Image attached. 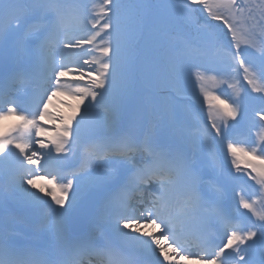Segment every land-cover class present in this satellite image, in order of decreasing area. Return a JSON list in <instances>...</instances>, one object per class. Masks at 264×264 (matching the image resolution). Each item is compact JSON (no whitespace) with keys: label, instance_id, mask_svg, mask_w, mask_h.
<instances>
[{"label":"snow or ice","instance_id":"6c2138e0","mask_svg":"<svg viewBox=\"0 0 264 264\" xmlns=\"http://www.w3.org/2000/svg\"><path fill=\"white\" fill-rule=\"evenodd\" d=\"M260 3L264 4V0H260ZM193 5H199L200 10L207 13L208 20L223 24L227 29L225 36L230 34L231 48L235 49H229L226 55L231 57L233 64L239 63V68L245 73L244 79L253 92H264V88L256 86L250 78L254 70L250 61L245 59L242 48V45L257 48L264 61V38L260 39L257 46L255 33H241L234 20L225 14L228 12L235 16L236 13H243L247 0L244 4L239 0H217L216 3L210 0L162 3L154 0H102V3L93 5L91 9L81 0H0V16L6 17V22L0 24V86L3 85V72L9 55L16 59L15 67L10 70V82L23 83L30 73L40 70L31 111H18L15 100L5 99L0 92V120L7 116H17L22 122L11 132H0V167L11 158H16L20 166L16 176V190L26 204L45 209L37 231H45L48 236L47 254L38 256L31 247L21 245L19 232L4 227L3 216L0 215V264H84L85 258L91 255L107 257L108 264H137L136 252L151 257L153 264H160L152 245L159 249L164 261L174 260L176 256L189 258L182 243V237L184 243L187 242L185 233H189L205 253L198 257L199 264H253L251 256L257 244L264 250V212L256 210V200H249L243 195L239 207L250 212L260 223H253L247 229L238 224L232 225L227 230L226 243L209 250L207 228L214 218H225L215 204L205 200L200 190L203 182L200 165L195 154L190 155L179 143L183 130L174 127L177 109L170 102V97H158L153 107L154 119L145 127L126 131L117 120L120 103L133 85L135 71L134 54L123 40L126 31L131 28L143 32L150 28L153 13L159 10L191 23L192 13L196 11ZM68 10L72 11V19L76 24H83L85 28L91 26L87 38L70 34L66 15ZM261 15L264 16V12ZM36 17H40L43 23H33ZM208 20L199 26L205 44L213 46L217 41L213 29L217 25ZM195 23L199 24V21ZM260 27V35L264 37V24ZM92 29L97 30L93 32ZM102 33L105 35L102 36ZM97 37L101 38L100 44L103 46L94 50H98L100 56L84 59L86 65H98L91 84L81 86L76 82L62 81L61 77L69 72L79 71L78 79L85 76L78 63H71L70 58L75 53L64 50L82 49L85 44H94ZM197 51L187 36L180 33L166 34L162 52L165 71L150 80L149 86L161 93L167 89L178 90L183 70ZM57 55L59 63L56 62ZM87 74L92 76V72ZM196 76L197 79L203 78L201 72H197ZM260 79L264 82V69L261 70ZM58 94L77 97L78 112L80 104L86 100L89 103L79 119L73 115L62 121L64 126L56 130L50 141H33V135L39 136L46 131L44 125L37 121L45 117L53 119L48 107ZM216 98L205 95L206 101ZM261 103L264 104V99H261ZM94 110H99L101 114L96 115ZM238 115L236 106L225 104L226 118L236 120ZM257 115L260 120H264V108ZM209 120L217 137L223 139L224 129L216 123L211 112ZM227 127L225 124V129ZM21 132L23 135L20 138L14 134ZM210 136V132L206 133L204 143H207ZM33 143H38L41 149L49 150L38 153L32 147ZM77 144L84 147L85 161L80 169L70 174H64L60 168L55 173L45 172L41 176L39 171L23 167L25 162L29 165L38 164L41 157L45 163L60 165L67 160L73 146ZM12 148L18 150L22 160L16 157ZM227 150L233 156V167L239 172L240 167L235 158L238 152L264 162V136L260 138L259 144L250 149L232 141L227 144ZM246 166L252 172H257L255 165ZM246 175L264 189V168L258 171L259 179L251 172ZM45 177H51L48 182L54 181L61 193L59 197L52 196L57 208L42 200L36 191L24 187L27 184L36 189V180ZM81 180L93 190L95 199L102 201L98 227L86 233H76L69 225ZM146 188L151 189V198L147 200L143 196ZM38 191L45 196L52 195L50 190L41 188ZM5 196L0 191V209ZM105 224L125 243L129 251L111 247L107 239L101 241L105 236L102 227ZM149 226L162 235L142 231V227ZM130 232L139 235H130ZM141 236L147 239H141ZM165 245L171 249L172 256L165 251ZM260 264H264V259Z\"/></svg>","mask_w":264,"mask_h":264},{"label":"rangeland","instance_id":"374dc122","mask_svg":"<svg viewBox=\"0 0 264 264\" xmlns=\"http://www.w3.org/2000/svg\"><path fill=\"white\" fill-rule=\"evenodd\" d=\"M81 2L87 6L88 9H91L93 5L97 4L94 0H81ZM156 3L168 2L163 0H154ZM171 2V1H169ZM211 3H216L217 0H210ZM264 5V4H263ZM162 12L164 10H161ZM221 11H224L221 9ZM161 12V13H162ZM166 12V11H164ZM168 13V12H167ZM225 14L229 15L231 19L234 20L236 27L241 33L246 31L255 33V39L257 41V46H259L261 37V24H264V21L255 20L253 22H240L238 20V15H232V13L226 12ZM68 20V30L71 35L78 37L87 38L89 35V29L91 26L88 25L87 28L83 26V24H76L73 19V13L71 10H68L66 13ZM6 22V17L0 16V24ZM33 23L41 24L43 21L40 17H36ZM97 29H92L91 31H96ZM102 36L105 34L102 33ZM19 38V36H17ZM60 38H63V34H61ZM100 37H97V40L92 47V45L85 44L82 49H74L68 50L65 49V52L72 51L75 55L71 56L70 60L72 64H79L80 68L85 72V76L83 78H79V71L69 72L68 75L61 77L62 81H72L76 82L81 86H89L91 84L92 77L95 76V71L98 70V65L92 64L91 66L84 64V59H91L92 57H99V51L94 50L97 47H102L100 44ZM197 44L193 46L194 49H197V54L189 61V63L185 66L183 73L181 75V79L179 82L178 90L174 91V95L172 94L173 100L175 101V107L177 109V118L181 121H184L185 124H180L181 129L183 130V135L185 137H190L193 139V144L186 148L182 147L185 151H187L190 155L195 154L199 165L200 171L203 167H207L211 170L214 176L211 178L210 183H201L200 187L202 188V194L206 195L207 192H211L212 196L218 200L216 206L221 211L223 217L225 219H213L217 221L219 226H224L226 228V234L229 227L234 224H238L239 226L247 229L251 226V224H259L260 221L256 220L254 216L246 209L240 208V197L243 195L245 198L249 200H256L257 203L255 205L256 210L258 212H264V189H261V186L255 181L248 179V176L245 175L247 172L241 173L236 171L233 167V156L228 153L227 144L229 142H237L242 146H247L249 149L253 146H256L260 143V138L264 136V120H260L259 115L257 113L260 109L264 108V104L261 103V99H264V92H253L251 86L244 79L245 73L243 69L239 68V63L236 62L233 64L231 57L227 56L226 53L223 55H218L216 49L213 46H208L205 44L203 39V31H200V34L197 37ZM199 43L203 45V47L199 46ZM201 45V46H202ZM31 48V45H29ZM242 48L245 53V59L250 61L251 68L254 70L250 73V78L253 79L256 86L264 88V82H261V70L264 69V61H262L261 56L257 48L243 46ZM58 62H60V58L57 55ZM66 62H68L66 60ZM16 59L14 56L9 55L6 60V70L3 72V85L0 86V91L4 93L6 91L9 93L10 99L15 100L17 110L20 112L31 111L33 106L24 102L25 93H21V83L18 85L9 81L10 70L15 67ZM141 71V78L143 82L145 80V84H148L150 79H153V74L149 68L143 63V65H139ZM92 72V76H89L87 73ZM201 72L203 78L197 79L196 73ZM133 88V85L131 89ZM131 89L129 92L123 97L121 103H126L130 101ZM246 89V90H245ZM239 93V94H237ZM168 95V94H165ZM170 95V93H169ZM176 95V96H175ZM205 95H208L210 98L212 96L217 97L216 99L205 100ZM259 97H257V96ZM143 96V95H142ZM171 96V95H170ZM144 97V96H143ZM24 98V99H23ZM188 99L186 102L185 100ZM144 100L143 98H139V102ZM223 101V103H221ZM89 103L86 100L83 104H80V111H77V105L79 104V100L77 97H72L67 94H58L53 97L52 102L49 104L48 112L50 113L53 119H49L45 117L42 120H38V123L44 125L45 132L42 133V136H36L34 141H45L49 140L41 139L43 136H54L56 134V130L60 127H63L62 121H66L69 117L75 115L76 119H79L83 114V109ZM225 104L234 105L238 108L239 115L236 120H232L231 118H226L224 116L225 112ZM18 105V106H17ZM183 107L191 108L196 113L197 119L194 122L188 121L186 118L182 116L181 113L185 111ZM202 107V108H201ZM140 106H136L132 108L129 113H127L121 119L117 116L118 123L123 130H132L139 129L147 126L150 122L144 120V116L142 111L140 110ZM4 110H7V105L4 106ZM192 110H186V113L189 115L190 119L193 117ZM96 115H100L99 110H94ZM212 114V117L216 120V123L224 129V138L221 139L217 137L215 130L212 129V125L209 120V114ZM207 120V122H206ZM22 122L18 119L17 116H7L5 119L0 120V132H11L14 127L20 125ZM75 123V121H73ZM180 123V122H179ZM192 123H195L197 128L194 127ZM225 124L229 127L225 129ZM234 125L236 128H239V135L233 136L230 133L228 134V130ZM199 128V129H198ZM210 132L211 136L208 138L207 143H204V137L206 133ZM248 133V134H246ZM17 138H20L23 135L21 133H14ZM248 140L246 141V138ZM214 138V139H213ZM243 143V144H242ZM34 148L38 147L40 151V147L38 143H33ZM51 145H49V148ZM49 149H45V152ZM195 152H193V151ZM11 151L16 153V157H19L18 150L12 148ZM54 155V154H53ZM72 160L68 163L63 164V169H65L64 174H70L73 171H76L81 168L85 161V152L84 147L80 144H77L75 149L73 150V154L71 156ZM237 165L242 163L243 165H249L250 162L247 160L250 159L251 162L254 160L262 162L260 159H257L251 155H246L244 153H236L235 154ZM12 159V158H11ZM10 159V161H12ZM22 160V157H19ZM10 161L6 162L2 167H0V191H3L6 196L3 202L2 209H0V215L3 216L4 227L5 223L11 222L17 224V217L14 216L13 212L15 211L19 214L18 218H23L26 215V221L22 225V232L20 233V240H24L25 242L30 243V247L35 251V245L41 244L46 247V241L48 239L47 233L45 231H37V226L40 223L41 215L43 211H45L42 207H34L32 205L26 204L23 200L22 195L16 190V184H18V180L16 179L17 173L19 172V164L16 162V158L13 161L15 168L9 172V177L14 181H9L8 183H4V179H2L1 173L9 169ZM243 161V162H241ZM252 163L251 165H253ZM53 164L50 163L49 167H46L44 170H36L40 172L41 176H44L45 172L50 173V167L52 168ZM225 165L228 167L229 171H225L222 174L221 178L219 175V170H225L227 167L222 166ZM72 167L73 169L68 172L66 168ZM231 169V170H230ZM255 175V173H252ZM242 175L244 178H242ZM233 177H238V179H233ZM259 179V176H257ZM51 177H45L44 179L36 180V189L30 188L27 184L24 185L29 191H36L37 194L41 197L42 200H46L48 204H50L53 208H57L58 206L54 204L52 200V196H61V193L53 181L49 183L48 180ZM219 182H221L219 184ZM4 184V188H3ZM13 188V191L11 190ZM43 188L45 191H51L52 195L45 196L43 192H39L38 189ZM80 190L77 192V200L76 206L78 207L81 204V198L86 193L90 187L86 185L84 180H81V184L79 185ZM147 190L149 188H146ZM145 189V192L147 190ZM215 189H219L217 192ZM242 190V191H241ZM151 192V189H150ZM148 192V193H150ZM10 193V195H8ZM95 208L84 211L79 216L83 219L86 231L89 232L94 230L97 226L93 223V216L95 215ZM63 211V209H60ZM104 229L107 230L108 225H102ZM128 231V230H125ZM130 234V233H129ZM107 233L105 232V238ZM18 237V238H19ZM227 236L224 235L223 243H226ZM169 243V242H168ZM222 243V244H223ZM167 246V245H166ZM36 252V251H35ZM202 253L199 252V256ZM38 255V254H37ZM183 255V254H181ZM252 261L253 264H260L261 260L264 259V250H262L257 244L256 248L252 251ZM178 264H195L192 260L193 257H189L187 259H181L180 256L175 257ZM243 264V262H240Z\"/></svg>","mask_w":264,"mask_h":264},{"label":"trees","instance_id":"16d2710c","mask_svg":"<svg viewBox=\"0 0 264 264\" xmlns=\"http://www.w3.org/2000/svg\"><path fill=\"white\" fill-rule=\"evenodd\" d=\"M94 1L102 3V0ZM163 1L174 2V0ZM193 7L196 11L192 13L193 22L191 23L185 22L182 17L173 16L167 12L159 10L153 13V23L150 28H146L143 32L135 31L129 28L123 39L130 52L134 54V66L138 65L140 62H145V64L156 74L160 75L163 73L165 69L162 52L165 45L166 34L180 33L181 35L188 37L192 46L195 45L197 35H199L201 30L199 25L208 20V17L207 13L200 10L199 5H193ZM251 7H253V9ZM262 12L263 7L260 1L250 0L244 13L238 15V19L242 22H245L246 20H248V22L255 20L262 21L264 20V16L261 15ZM195 21H199V24L195 23ZM208 22L213 25H217L213 31L217 36L216 44L221 47V50L225 52L229 49L231 51H235L234 48H231L230 34L225 36L227 29L223 26V24L211 20H208ZM135 73L136 72H134V74ZM137 78L138 76L134 77V80H137ZM146 118L150 120L153 119L150 114H147Z\"/></svg>","mask_w":264,"mask_h":264},{"label":"bare ground","instance_id":"6f19581e","mask_svg":"<svg viewBox=\"0 0 264 264\" xmlns=\"http://www.w3.org/2000/svg\"><path fill=\"white\" fill-rule=\"evenodd\" d=\"M56 62L57 63H59L58 62V59H57V56H56ZM5 98L7 99V100H10L9 99V97H6L5 96ZM39 136H42V134L41 135H39ZM52 137L53 136H43V138H41V139H46V140H49V139H52ZM36 138V135H33V137H32V139H33V141H34V139ZM34 145V144H33ZM32 145V147L34 148V146ZM75 147H76V145H74L73 146V149H72V152L68 155V157H67V160L66 161H70V157L72 156V154H73V150L75 149ZM38 153H40V152H45V149H40V151H39V148L38 147H35L34 148ZM52 154H54L53 156H55L56 154H55V152L53 151V153ZM15 160V157H13L12 158V161H10V166H9V169H7L6 171H3L2 173H1V175H2V177L4 178V182L5 183H8L9 181L11 182L12 181V179L11 178H9V172L11 171V170H13L14 168H15V166L16 165H14L15 163L13 162ZM66 161H64V162H66ZM14 163V164H13ZM49 163L50 162H48V163H45V161H44V159L41 157L40 158V160H39V162H38V164H33V165H29V164H27L26 162L24 163V165H23V167L24 168H31L33 171H36V170H44L46 167H49ZM55 172V170L53 171V170H51V173H54ZM15 188V187H14ZM12 190H14L13 188H12ZM210 198V197H209ZM214 198V202H216V204L218 203V200L215 198V197H213ZM15 213V212H14ZM97 215H99V212L97 213ZM15 216H17V213H15ZM25 220H26V218H25ZM19 221L21 222V223H24V221L21 219H19ZM22 226H20V223L19 224H15V225H11V224H7V225H5V228L6 229H8V228H11V229H13V230H15V231H20V228H21ZM142 231L143 232H148V233H152L153 235H156V233L153 231V229L149 226V227H142ZM136 234H138V233H134L133 235H136ZM139 235V234H138ZM157 236H158V234H157ZM141 239H147V237L145 238V237H143V236H141L140 237ZM189 240H191V239H189ZM149 243H151V241H149ZM190 243H192V241H190ZM152 247L153 248H155V255H156V257L159 259V261H160V264H178L177 263V260L176 259H174V260H170V261H164V258H163V256H161L160 255V252H159V249L158 248H156V246L155 245H152ZM200 250V248L198 249L197 247L194 249V254L193 255H196V256H199L198 255V251ZM165 251L166 252H168V254L170 255V256H172L173 255V253H172V251L169 249H167L166 247H165ZM141 254H143L142 252H136L135 253V255L136 256H140ZM144 255V254H143ZM147 258L148 259H150V261H152V258L151 257H149V256H147ZM195 262V264H199V261H197V260H195L194 261ZM100 263V262H99Z\"/></svg>","mask_w":264,"mask_h":264}]
</instances>
